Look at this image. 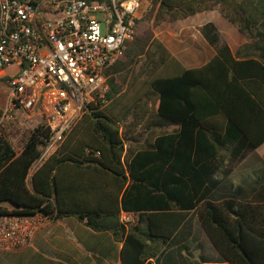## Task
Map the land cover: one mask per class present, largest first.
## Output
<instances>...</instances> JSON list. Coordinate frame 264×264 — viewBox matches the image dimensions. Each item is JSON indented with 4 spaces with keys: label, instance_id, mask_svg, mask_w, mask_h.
I'll list each match as a JSON object with an SVG mask.
<instances>
[{
    "label": "trees",
    "instance_id": "obj_1",
    "mask_svg": "<svg viewBox=\"0 0 264 264\" xmlns=\"http://www.w3.org/2000/svg\"><path fill=\"white\" fill-rule=\"evenodd\" d=\"M150 3L155 25L216 10L251 57L236 60L208 22L199 31L216 55L180 70L151 32L135 30L105 70L107 89L31 174L48 130L38 125L19 151L0 132V215L72 216L122 242V264H152L193 213L221 257L206 264H264V202L223 186L224 159L239 162L264 143V0ZM121 210L136 223L120 224Z\"/></svg>",
    "mask_w": 264,
    "mask_h": 264
},
{
    "label": "built area",
    "instance_id": "obj_2",
    "mask_svg": "<svg viewBox=\"0 0 264 264\" xmlns=\"http://www.w3.org/2000/svg\"><path fill=\"white\" fill-rule=\"evenodd\" d=\"M143 0H0V76L9 89L2 119L22 113L48 130L31 174L61 146L84 106L105 91V70L133 40ZM101 96V95H100ZM50 218L41 214L0 215V252L31 245ZM137 214L121 210L125 228Z\"/></svg>",
    "mask_w": 264,
    "mask_h": 264
},
{
    "label": "crops",
    "instance_id": "obj_3",
    "mask_svg": "<svg viewBox=\"0 0 264 264\" xmlns=\"http://www.w3.org/2000/svg\"><path fill=\"white\" fill-rule=\"evenodd\" d=\"M215 11L201 12L180 20L194 30V32L185 30V35L190 38H185L182 43L179 42L181 44L176 45L175 42L169 41L162 35L163 32L170 34L168 30L155 33L153 38L161 42L176 59L180 65L178 69L201 68L216 55L214 48L199 31L200 27L211 22L215 25L219 35L220 30L216 23L215 13L217 12ZM141 14L142 12H139L138 17ZM219 16L221 15L219 14ZM229 24L231 28L228 29L230 33L225 44L231 55L236 57V60L251 57L248 40L238 32L235 26ZM224 163L230 167L229 173L225 175L226 181L223 185L226 191L227 187H240L248 201L264 202V182H262L264 181V143L254 151L247 153L241 161L230 162V159L226 157ZM244 172L250 173V175L245 178ZM222 176V173L218 172L215 178ZM122 245L123 243L116 241L111 233L95 232L75 217L52 218L35 234L29 247L17 251L0 252V264H122ZM219 262H221L219 253L213 247L193 213L179 227L157 259L151 260L152 264Z\"/></svg>",
    "mask_w": 264,
    "mask_h": 264
},
{
    "label": "rangeland",
    "instance_id": "obj_4",
    "mask_svg": "<svg viewBox=\"0 0 264 264\" xmlns=\"http://www.w3.org/2000/svg\"><path fill=\"white\" fill-rule=\"evenodd\" d=\"M151 0H143V3L140 8V12H142L141 16L137 19L139 21L137 25V33L143 34L144 32H151L153 37L155 33H158L163 30H168L170 34L167 32H163L162 35L168 39L169 41L175 42L176 45L184 42L185 38H190V36L185 35V30H191L194 32L193 28L186 26L185 22L177 21V22H162L159 25H155L153 23V16L150 19H146V14L150 11V3ZM217 12V11H215ZM217 16V26L220 30L219 36L221 43H225L227 40V36L229 35V30L231 25L221 16H219L218 12L215 13ZM193 39V38H192ZM181 42V43H179ZM1 69V68H0ZM4 76H0V108L1 114L0 119L2 118V113L4 107L6 105V97L9 92L8 87L5 84V80L8 77L14 76L17 73L15 67H5L3 68ZM34 129V123L30 122L26 117L19 112L13 113L10 119H2L0 122V132L3 136H5L12 144L16 151H19L21 142L25 138V136ZM250 173L244 172L243 176L247 178Z\"/></svg>",
    "mask_w": 264,
    "mask_h": 264
}]
</instances>
